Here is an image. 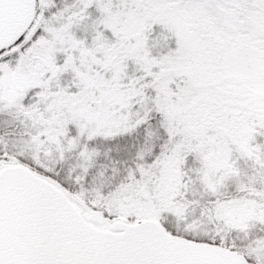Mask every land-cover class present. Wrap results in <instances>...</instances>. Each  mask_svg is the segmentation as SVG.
<instances>
[{"label":"snow or ice","instance_id":"1","mask_svg":"<svg viewBox=\"0 0 264 264\" xmlns=\"http://www.w3.org/2000/svg\"><path fill=\"white\" fill-rule=\"evenodd\" d=\"M0 264H264V0H0Z\"/></svg>","mask_w":264,"mask_h":264}]
</instances>
